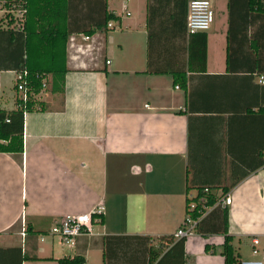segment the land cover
Wrapping results in <instances>:
<instances>
[{"label":"crops","instance_id":"obj_1","mask_svg":"<svg viewBox=\"0 0 264 264\" xmlns=\"http://www.w3.org/2000/svg\"><path fill=\"white\" fill-rule=\"evenodd\" d=\"M22 1L28 40L17 25L20 0L10 13L0 4V76L13 74L9 89L0 77V110H16L14 72L27 57L31 67H64V87L53 91L48 71L35 96L41 108L3 124L22 128L23 151L0 152V264L64 256L148 264L149 247L174 234L187 197L205 187L232 198L226 226L239 261L261 258L241 248L264 236V72L244 5L234 6L230 25L228 0H210L202 70L201 34L186 29L188 0ZM108 12L111 26L102 25ZM173 70L185 72V87ZM98 204L102 220L73 245L50 232L61 216ZM216 205L201 231L175 238L153 264H185L186 254V264H224V207Z\"/></svg>","mask_w":264,"mask_h":264},{"label":"trees","instance_id":"obj_2","mask_svg":"<svg viewBox=\"0 0 264 264\" xmlns=\"http://www.w3.org/2000/svg\"><path fill=\"white\" fill-rule=\"evenodd\" d=\"M9 1L13 2L17 0H7L6 2L8 3ZM5 2V3H6ZM5 3L2 4L5 6ZM21 5L20 8H24L25 12L23 17L25 19L22 21V27L21 31H27V20H26V2H23L20 0V2H16ZM7 5V4H6ZM244 5L247 14L250 16L248 18V22L250 23H255L256 28L254 30V39L250 42V47L255 51V63L258 68V72H264V0H228V7H229V24L232 25V17L234 14V10L232 12V9L234 6H237L238 8H241V6ZM17 4L12 6L13 9H16ZM10 13V12H8ZM116 16L108 12L106 14L105 21L102 25L108 24L110 19L115 18ZM250 20V21H249ZM250 23V24H251ZM201 34V47L200 51L198 54L199 58V68L204 69L205 66V42H206V35L203 33V31H198ZM192 33H197L192 32ZM190 33V34H192ZM28 31L26 33V39L28 40L29 38ZM230 44L227 47V62L229 61L230 58ZM28 50V49H27ZM197 53V50L195 51V55ZM189 54H192L191 46L189 44ZM28 58V57H27ZM27 58H26V63L25 67L28 70L29 74V79L32 81L33 88L38 91L41 88V78L43 75H45L48 71L53 73L52 79L50 80L51 84L50 87L53 91H61L64 87V72L65 68L64 67H58V66H52L50 68H46L43 66L40 67H31L27 63ZM190 58L188 65L190 64ZM24 66V65H23ZM21 66L20 68H23ZM149 69H151L150 64L148 65ZM18 68V69H20ZM154 71L160 72V70L155 69ZM35 74H38L36 77ZM173 81L174 83H179L181 86L185 87L187 78L185 75V72L182 70H173ZM34 107L41 108V105L39 103H36V100L29 99L25 108H16L15 111H12L13 113L17 112L20 113L21 115L23 114L24 111L30 110ZM11 112H5L3 110H0V152H8V153H21L23 151V134H22V128H17V129H6L4 128L3 124L6 123L5 117L8 115L11 116L13 114ZM9 117V116H8ZM9 122V121H8ZM206 188V187H205ZM205 188L199 190V192L192 196V197H187L186 201V209L187 205H189L190 202L194 201L195 207L190 211V214L194 218H198L197 223L194 226V231H201L199 228V224L201 221V216L204 214V206L209 207L213 206L215 204V201L217 198L219 199L216 194L212 193L209 189L205 190ZM205 197L204 204L200 202V198ZM204 205V206H202ZM218 205V204H217ZM216 205V206H217ZM224 211V226L222 227V230H220L224 234V240L221 246V253L224 257V264H242L239 259H238V253L234 245L232 244V236L227 232V208H223ZM94 216H99L100 219L102 220V215L94 214ZM161 240V242L157 246H150L148 249V264H153L155 260L158 258L162 250L171 244L173 240L175 239L174 234L168 235V236H161L158 238ZM205 251L206 252H214L216 251V248L214 245L210 243L205 244ZM191 258L189 257V254L184 255V263L188 262ZM58 264H81L83 262L82 258L79 256H73V257H60L57 259Z\"/></svg>","mask_w":264,"mask_h":264},{"label":"built area","instance_id":"obj_3","mask_svg":"<svg viewBox=\"0 0 264 264\" xmlns=\"http://www.w3.org/2000/svg\"><path fill=\"white\" fill-rule=\"evenodd\" d=\"M7 0H0V4H4ZM7 4V5H6ZM13 2L9 1L5 3V11L12 12ZM25 9L19 8L17 13L19 15V21L17 25L22 26L23 15ZM214 20V11L211 6L210 0H188L187 6V17H186V29L187 32L192 33L196 31L208 29ZM108 25H112L111 21ZM87 38V36H86ZM15 86L17 89L16 97V108H25L29 99L35 100V96L39 92L33 88L32 81L29 79L28 70L26 68H20L15 70ZM37 77L38 74H35ZM48 79L45 75L41 78V88H44L48 84ZM259 81L264 84V74L259 76ZM40 88V89H41ZM10 118L5 117V121H9ZM208 190V188H205ZM200 202L204 204L205 197H201ZM231 196L229 194L221 196L215 204L222 207L227 206L231 203ZM195 202L192 201L187 205L185 212V217L181 224L174 232L175 238H185L194 232V226L197 223L198 218L192 217L189 210L195 207ZM204 206V205H202ZM206 209L207 207L204 206ZM204 209V210H205ZM94 214L102 215V205L98 204L89 212H82L78 214H66L61 216L50 228V232L57 235L62 244L73 245L75 243L76 237L82 234L89 233L91 231V226L94 220H100L99 216H94ZM24 228L21 234L24 235ZM251 252L253 255L261 254V258H250L240 261L242 264H264V236L261 240L259 236H253L251 238ZM81 264H86L82 262Z\"/></svg>","mask_w":264,"mask_h":264},{"label":"rangeland","instance_id":"obj_4","mask_svg":"<svg viewBox=\"0 0 264 264\" xmlns=\"http://www.w3.org/2000/svg\"><path fill=\"white\" fill-rule=\"evenodd\" d=\"M214 17H215V12H214ZM12 76H13V74L10 72L3 73L0 76L3 83H4V86H2L3 88H7V89L10 88V86H11L10 84L13 83ZM0 84H1V82H0ZM241 248H242V252L248 251V253H249L251 251V248H249L247 245H242ZM248 259H250V258H248Z\"/></svg>","mask_w":264,"mask_h":264}]
</instances>
